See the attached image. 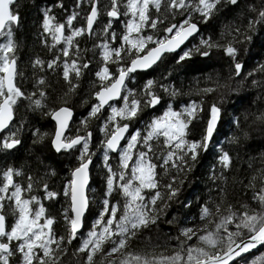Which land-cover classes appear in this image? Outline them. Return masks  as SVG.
<instances>
[{
  "label": "snow or ice",
  "instance_id": "1",
  "mask_svg": "<svg viewBox=\"0 0 264 264\" xmlns=\"http://www.w3.org/2000/svg\"><path fill=\"white\" fill-rule=\"evenodd\" d=\"M13 2L14 0H0V36L6 37L5 42L0 43V74H2L0 75V129L6 131L10 127V122L14 120L15 107L20 99L26 98L29 101V108L36 110L44 109L45 101L48 99V93L42 87L46 84L43 77L37 78L34 82L33 87L37 91L28 93L27 96L14 82L17 75V60L11 26L18 24L19 17L10 8ZM82 3L90 5V11L86 16V27H72L76 13L68 15L66 36L65 24L55 23L54 17L49 15L50 10H42L44 33L51 36L54 44L63 42V48L59 50L65 58L63 63L61 64L58 55L47 61V67L50 71L62 67V77L67 86L64 96L78 88L82 70L88 69L91 63L90 60L80 62L78 49L76 52L70 51V48L76 47L74 38L84 32H88L90 36L95 34L92 29L100 13L99 0H76L77 7ZM221 3L235 7L239 0H110V7L105 6L109 19L103 28L104 39L94 45V48L99 49L102 60L95 72L97 79L91 93L96 102L91 103L88 115L80 121V125L81 128L87 129L88 120L96 117L102 109H107L108 115L99 126L104 139L97 145L98 148L103 149L102 159L106 175L98 213L74 252V255L86 253L83 264H95L96 254L110 257L106 264H117V258L113 256L117 253L121 254L118 264H237L238 261L242 264H254L248 256L258 246L264 247V210L249 212L247 206L242 205L243 210L235 212L229 205L226 214L219 215L215 220L213 230L208 231L205 227L204 234H198L190 228L181 229L180 236L184 237V240L180 241L182 249L173 252L170 256L140 255L124 251L128 241L151 224H155L168 202L177 197L179 189L174 185L183 183L178 180V176L190 171L193 164L189 162L194 163L200 152L209 148L221 117L220 107L213 103L208 108L206 124L202 128L200 139L187 138L190 124L198 119L202 111L203 96L216 90L215 87H205L198 89V94L201 95L200 101L189 100L186 105H181L179 110H174L170 102L161 115L153 116L143 129L137 128L128 135L131 123L138 118L141 111L159 105L162 98L155 90L158 83L155 79H147L139 89L129 88L127 81L133 79L137 72L151 70L163 61L165 56L173 55L174 62L178 66L191 59L194 53L201 57H209L213 49L221 50L225 56L232 58L233 75L239 76L242 64L236 62L239 52L235 45L250 41L252 38L246 32H242L239 26H230L232 31L228 35L232 39L223 44L214 42L210 36L201 35L199 42L193 44L191 48L182 47L186 41L198 34L199 23H206L215 15ZM261 3L264 4V0H261ZM121 7L124 9L123 15L127 22L123 24V34L118 36L112 31L111 25L112 19L120 15ZM162 7L163 11H161ZM152 9L156 10V16L152 15ZM249 10L256 11L251 6ZM177 13L181 16L179 22L168 23V17L175 19ZM262 22H264V7L256 12L255 20H248L247 28L254 29L256 24ZM165 23L167 26L163 27L162 34H155L159 31L158 26ZM148 29L152 31L145 35ZM107 34L111 35V42ZM117 36L119 43H112L117 40ZM32 63L34 67L37 65L42 67L44 61L37 58ZM109 65H115V70L112 71ZM257 67L264 72V63ZM73 75L75 82L72 79ZM256 83L257 81L253 80V84ZM159 86L165 95L175 97L178 94L170 85L160 83ZM59 99L60 106L48 109L44 115L50 116L55 121L51 147L56 152L62 150L70 152L79 148V154L76 156L77 166L70 169L71 179L64 184L66 206L60 213L68 228L67 243L71 244L82 229L91 204L95 202L90 198L87 187L93 158L89 148L92 133L85 131L82 135L81 129L78 128L74 136L65 135V132L70 130L72 110L65 106L63 97ZM258 118H264V113ZM233 123L239 125L238 120H234ZM32 134L37 138L34 142H39L46 135L38 131H33ZM242 135L246 136L247 133ZM161 138L164 163L160 166L164 167L166 172L169 165L172 170L177 171L176 176L168 177L167 184L158 183L155 171L157 165L152 162L155 154L154 142L158 143ZM229 139L235 140L234 137ZM125 140L127 143H122ZM19 143L16 132H11L0 139V150H11ZM217 147L219 154L216 163L222 169H229L231 164L229 153ZM110 152L118 153L119 163L115 169L109 163ZM14 175L20 176L22 173L11 167L0 173L2 177L0 238H6L0 240V264H10L9 257L14 255L12 242H16L15 252L20 254L19 264H60L67 245L62 246L64 236H56L53 232L55 217L48 215L40 198L31 194L32 177L27 178L25 187L13 180ZM255 179L256 177H253L252 181ZM260 179L262 186L253 199H258L264 208V176ZM42 189L43 199L57 198L58 193L49 191L47 183L42 184ZM117 190L123 199L122 205L119 201L113 202L111 199L112 194ZM25 193L28 194L27 198ZM4 201L11 202L14 221L10 225L2 213ZM217 212L219 213V205ZM200 216L202 220L209 216V209L205 205H201ZM233 227L235 230H230ZM193 237L200 242V246L189 243ZM184 245H187L186 255L182 254ZM105 246H108L107 252L103 251Z\"/></svg>",
  "mask_w": 264,
  "mask_h": 264
},
{
  "label": "trees",
  "instance_id": "2",
  "mask_svg": "<svg viewBox=\"0 0 264 264\" xmlns=\"http://www.w3.org/2000/svg\"><path fill=\"white\" fill-rule=\"evenodd\" d=\"M99 5L100 13L92 29L95 34L87 36L84 32L81 36L74 38L76 47L70 48L71 52L79 50L81 63L84 60H90L91 63L88 69L82 70L78 88L67 96H64L67 86L62 77V67H57L52 71L47 67V61L58 55L61 64L63 63L65 58L59 51L63 48V42L54 44L51 36L44 33L42 10H50L49 15L54 17L55 23L65 24L64 35H68L67 16L76 13L72 27L84 28L90 5L82 3L77 7L76 0H15L10 5L12 12L19 17L18 24L11 26L17 60V75L14 82L27 96L28 93L37 91L33 87L34 82L37 78L43 77L46 84L42 87L48 93V99L45 101L46 107L42 110L30 109L26 98L18 101L14 120L7 131L0 133V139L11 132H16L20 143L11 150H0V173L10 167L20 170L22 175H14L13 180L25 187L27 178L32 177L31 194L38 196L47 214L55 217L54 234L65 237L62 246L67 245V247L60 264H83L86 253L74 255V252L98 213L99 200L104 190L106 171L102 159L103 149L98 148L97 145L104 139L99 126L108 115L107 109H102L96 117L89 119L87 129L81 128L80 125V121L87 117L91 103L96 102L91 93L97 79L95 72L102 60L99 49L94 48V45L104 39L102 32L109 19L105 6L110 7V0H99ZM249 6L255 8L256 11H250ZM261 7H264L261 0H239L235 7L221 3L215 15L208 22L199 23L198 34L194 35L183 47L191 48L193 44L199 42L201 35L210 36L214 42L223 44L232 39L228 35L232 31L230 26H239L242 32L252 37L250 41L235 45L239 52L236 62L242 64L239 76L233 75L232 58L225 56L221 50L213 49L209 57H201L194 53L191 59L178 66L174 62L173 55L165 56L163 61L151 70L137 72L133 79L127 81L129 88L139 89L147 79H155L158 81L155 90L162 98L159 105L141 111L138 118L131 123L128 135L137 128L143 129L153 116L161 115L170 102L174 110H179L181 105H186L189 100L200 101L201 95L198 94V89L205 87H215L216 90L203 96L202 111L198 119L190 124L187 138L200 139L202 128L206 124L208 108L213 103L220 107L221 117L209 148L206 151L202 150L194 163L189 162L193 164L190 171L178 176V180L183 183L174 185L179 189L177 197L168 202L155 224H151L128 241L125 252L170 256L173 252L182 249L180 241L184 240V237L180 236L181 229L190 228L198 234H204L205 227L211 231L214 229L215 220L219 215L226 214L229 205L235 212L243 210L242 205H246L249 212L264 210L259 200L253 199L262 186L260 178L264 176V118H258L264 113V72L257 67L264 63V22L256 24L254 29L247 28L248 20H255L256 12ZM123 12L124 9L121 7L120 15L112 19L111 29L118 36L123 34V24L127 22ZM152 15H157L155 9H152ZM180 19L181 16L177 13L175 19L168 17V23H178ZM194 22H196L195 19ZM166 26L167 23L159 25V31L155 34H162V29ZM151 31L148 29L144 34L147 35ZM221 33H223V39H221ZM118 36L117 40L112 43H119ZM107 38L111 42L110 34H107ZM5 39L6 37L0 36V43L5 42ZM37 58L44 61L42 67L33 66L32 61ZM109 67L112 71L115 70V65H109ZM165 77L168 78L165 79ZM72 79L75 82L74 75ZM253 80L257 81L255 85ZM160 83L174 87L178 94L175 97L165 95L160 89ZM60 97H63L66 102L65 106L69 107L73 114L70 130L67 131L66 136H74L78 128L81 129L80 134L82 135L85 131L92 133L89 148L93 153V158L90 164L88 192L95 202L91 204L84 218L82 230L71 244L67 243L68 228L60 213L66 206L64 184L71 179L70 169L77 166L76 156L79 154V148L70 152L62 150L59 154L54 153L50 145L54 124L50 116L44 115L48 109L60 106ZM234 120H238V126L233 123ZM33 131L46 135L39 142H34L37 138L33 136ZM242 133H247V135H242ZM230 137H234L235 140L230 141ZM217 146L229 153L231 157L229 169H222L216 163V157L219 154ZM154 148L155 154L152 162L157 165L156 178L158 183L167 184L168 177L176 176L177 171L172 170L169 165L166 172V169L160 166L164 163L162 138L158 143L154 142ZM109 163L113 169L117 167L118 153H109ZM253 177H256L254 181H252ZM43 183H47L49 191L58 193L57 198L43 199ZM24 195L27 198L28 194ZM111 199L113 202L119 201L121 205L123 204L118 190L112 194ZM165 199H167L166 196ZM201 205L209 209V216L203 220L200 216ZM217 205H219V213ZM11 207L10 201L3 202L2 213L6 216L9 225L14 221ZM230 230L234 231L235 228ZM221 235H223L222 232ZM0 240H6V238H0ZM189 243L200 246L196 237H193ZM16 246V242H12L11 248L14 255L9 257L10 264H19L20 254L15 252ZM186 247L187 245L183 246V255H186ZM107 250L108 246H105L103 251L107 252ZM113 256H116L118 264L121 254L117 253ZM108 259L110 257H103L102 254L94 256L95 264H106ZM248 259L254 261V264H264V247L252 252ZM237 264H242V262L238 261Z\"/></svg>",
  "mask_w": 264,
  "mask_h": 264
},
{
  "label": "water",
  "instance_id": "3",
  "mask_svg": "<svg viewBox=\"0 0 264 264\" xmlns=\"http://www.w3.org/2000/svg\"><path fill=\"white\" fill-rule=\"evenodd\" d=\"M14 1H15V0H14ZM94 23H95V21H94ZM93 26H94V25H93ZM84 27H86V18H85ZM85 33H86L87 36H89L88 32H85ZM195 35H196V34H195ZM190 39H191V38H190ZM190 39H189V40H190ZM189 40H188V41H189ZM188 41L185 42V45H186V43H187ZM185 45H184V46H185ZM184 46H182V47H184ZM178 51H179V50H178ZM72 115H73V114H72ZM71 119H72V116L70 117V121H69V122H71ZM51 121H52V123L54 124V131H53V134H54V132H55V121L52 120V118H51ZM10 123H11V122H10ZM218 123H219V121H218ZM2 131H4V129H0V133H1ZM66 133H67V131L65 132V135H66ZM127 134H128V133H127ZM124 142H125V141H122V143H124ZM50 145H51V141H50ZM51 148H52V147H51ZM52 151H53L54 153H56V154H59V153H60V152H59V153L56 152L53 148H52ZM110 153H111V152H110ZM89 184H90V177H89ZM87 187H89V185H88ZM81 230H82V229H81ZM81 230H80V231H81ZM80 231H79V233H80ZM260 248H262V247L258 246L257 249L253 250V252L256 251V250H258V249H260Z\"/></svg>",
  "mask_w": 264,
  "mask_h": 264
},
{
  "label": "rangeland",
  "instance_id": "4",
  "mask_svg": "<svg viewBox=\"0 0 264 264\" xmlns=\"http://www.w3.org/2000/svg\"><path fill=\"white\" fill-rule=\"evenodd\" d=\"M65 36H66V35H65ZM164 110H165V109H164ZM162 113H163V112H162ZM162 113H161V114H162ZM125 143H127V141H125Z\"/></svg>",
  "mask_w": 264,
  "mask_h": 264
}]
</instances>
